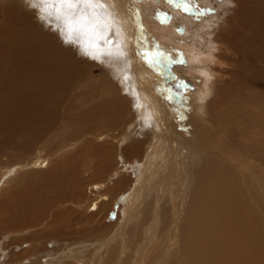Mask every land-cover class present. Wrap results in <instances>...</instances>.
<instances>
[{"label": "bare ground", "instance_id": "6f19581e", "mask_svg": "<svg viewBox=\"0 0 264 264\" xmlns=\"http://www.w3.org/2000/svg\"><path fill=\"white\" fill-rule=\"evenodd\" d=\"M239 2L253 33L240 40L229 27L228 31L224 28L226 25H220L214 40L223 52L222 58L220 55L217 60L213 57L214 47L206 42L201 31L218 27V20L204 22L191 15L194 12L188 7L184 10L177 0H0V94L10 90L7 98L0 102V117L16 123V118L33 123L56 116L68 93L82 86L85 74L93 77L90 60L108 62L107 66L124 87L114 95L113 86L106 85L111 88L109 91L93 78L88 81L90 85L84 86L87 89L81 93L79 101L85 110L71 120L75 138L82 140V145L78 148V144L70 140L76 149L63 164L56 163V177L50 180L55 189L63 186V191H58L61 195L68 192L83 166H93L99 178L88 183L97 194L91 200L82 197L79 205H89L96 211L110 208L108 205L113 201L108 189L110 183L119 188L123 185L125 188L116 196L112 207L116 220L108 225L111 228L105 238L72 242L64 249L51 245L45 253L46 264L58 261V254L60 260L63 257L77 262L66 264H171L172 261H179L177 264H251L259 259L257 253L264 251V238L254 237L245 218H257L254 210H264V182L259 179L262 189L249 197V204L238 191L241 183L244 191L248 194L250 191L242 174L245 167L241 164L248 162L251 168L256 165L252 163L253 158L245 161L235 153L226 157L229 156L226 147L239 146L241 134L253 125L249 106L258 105L261 100L234 92L237 102L244 106L237 109L236 118L232 115L228 119L226 99L214 87L217 78L224 88L229 82L233 85V74L237 72L236 67L241 66L247 78H264L261 51L253 44L255 37L264 35V0ZM164 15L169 16V20H164ZM181 24L188 29L196 28L192 34L187 32L194 36V41L179 33ZM69 34L71 41L67 39ZM237 39L239 46L244 45L242 61L230 51ZM225 55L228 58L222 60ZM249 57L253 60L252 66L248 64ZM225 60L228 62L224 63ZM210 63L227 65L224 70L228 76L211 74L207 69ZM168 72L186 83L190 103L186 104L188 112H182L183 116L191 117L186 128L176 120L174 111L166 103ZM16 83H20V87ZM125 90L126 95L120 94ZM215 96L220 111L214 118L221 137L213 143L225 151L220 150L221 157L206 158L209 138L196 134L191 125L202 122L207 100ZM13 108L18 110V115ZM209 109L214 116L211 106ZM177 112L175 110L176 116ZM258 147L257 141L247 146L249 151L256 152ZM45 163L38 159L32 164L47 167ZM18 169L19 166H12L2 175L0 190ZM125 172L132 174L133 179L125 178ZM30 177L34 181L38 175L33 173ZM45 187L41 192L49 191ZM32 199L29 191L16 189L0 200V238L3 239L0 240V264H9L11 258L21 262L20 257L37 250L31 244L32 235L22 237L24 234L19 231H7L17 228L18 220L33 213L36 205L29 203ZM9 215L11 220L4 219ZM258 221L264 230L263 220L258 218ZM13 235L19 237L10 238ZM161 235L167 239L158 244ZM222 251H244L245 256L241 261L237 256V261L232 262L234 253L228 259L221 257ZM21 264L44 263L41 256Z\"/></svg>", "mask_w": 264, "mask_h": 264}, {"label": "rangeland", "instance_id": "374dc122", "mask_svg": "<svg viewBox=\"0 0 264 264\" xmlns=\"http://www.w3.org/2000/svg\"><path fill=\"white\" fill-rule=\"evenodd\" d=\"M174 2H176V0H174ZM177 3L179 4L181 3L184 10H187L186 7H188V10L191 9V11L194 13H190V14L195 17H198L204 22L210 21L215 18L218 20L219 26L216 28H213L214 29V30L212 29L213 31L212 30L208 31L206 30L207 28H203V30L201 31V35L204 39H206V42H208L210 45L214 47L215 52H213V57H215L217 60H220V55L223 52V50L221 49V46L216 45L217 42L216 40H214L217 37V33L220 29L219 28L220 25L222 26L226 25L224 26L225 29L229 27L228 29H231V33L237 35L240 40H242L241 38L245 36H250L253 30L249 26V23L247 22V19L245 17L246 15H243L244 12L243 13L241 12L242 11L240 9L241 2H239V0H177ZM194 7L197 9L194 10L195 9ZM20 18L22 21H24L23 17L20 16ZM163 19L169 20V16L164 15ZM245 24L248 26L245 27L246 26ZM239 25L246 28V30L243 29V27L241 28V26ZM233 29L237 32L239 31L238 34L234 33ZM182 30H186L185 32L186 34ZM195 30H196L195 27H193L192 29H188V27L183 24H181L180 27H178L179 33L180 34L182 33L181 35L186 38L189 37L190 40L194 39V36L192 35L193 36L192 38L191 34ZM187 32L191 34L188 35ZM204 35L206 36V38ZM260 36L261 35L254 38L253 44L257 46L258 50L261 51L260 55L262 57L263 64L261 63L259 64H261V66L264 69V57H263L264 56L263 55L264 54V51H263L264 50V35L262 36L263 38ZM235 43H236V46L230 51L236 56H238L240 60L242 61L241 53L245 52L242 49L244 45L239 46L238 44L240 43H238V39L235 40ZM225 57L228 58V56L225 55L222 60H224ZM221 58H222V55H221ZM226 62L228 61L225 60L224 63ZM90 63H93V65H91L92 69H90L93 77H90L89 73L88 75L85 74L86 76L84 77V82L81 84L82 86L77 89H73L71 90L70 93H68L69 95H67L64 103L61 105V107H59L60 109L56 116H53V117L49 116L48 118L50 119L37 121L33 123H30L27 120L26 121L19 120L17 118H16V121H17L16 123V122H13V120L12 121L9 120V118L7 119L6 117H0V180L2 178V175L9 168L15 165L19 166L18 171L1 188L0 200L5 198V195L9 194L11 190L12 191H15L16 189L20 191L26 190L32 193V196L34 197V199H32L31 202L29 201V203L35 204L36 206L34 207V210L38 211L37 212V211L32 210L33 213L29 215L27 214V216L24 219L18 220V222L20 223L17 226V228H9L7 230L10 232L19 231L20 233L24 234L22 237H27L31 235L32 237H34V239H31V244L32 246L33 245L36 246L37 250L30 251L27 254V256L20 257L22 261L20 258L18 260L23 263H27L28 259L32 261L36 259V257L37 258L39 257L40 259V257L42 256L43 263L46 264L47 257H45L46 256L45 253L47 254L49 252L51 245L54 246V248L57 247L59 249H64L66 248V246L67 247L69 246L67 244H73L74 242L77 243V242H83V241H88V240L91 241L95 239L105 238L107 236L106 234L110 231V229H108L110 226L108 227V225H110L111 222H114L116 220L117 216H116L115 210L112 209V207H113V203L116 202V196L119 194V192H122V190H124L125 187H123V185H121L119 188L118 186H114V185L112 186L113 184L112 182L110 183L108 189H111L109 194L113 200L108 205V206L111 205L110 208L104 207L105 209L101 208V210L104 209L103 211H100V210L96 211V210H93V207L89 208V205H87L86 207L79 205L80 204L79 199H81L82 197L83 198L87 197V198H90L89 200H91L94 198L95 196L94 194H97L96 189H93V186H91V184L88 183V182L93 183L97 181V179L99 178L98 176L99 174L97 172L95 173L93 166H91L90 168L87 165L83 166L82 172L78 174L76 181L72 180L74 184L70 185L71 188L68 190V192L61 193V195H60V192L63 191L61 190L63 186H60L57 189H55L52 187V184L50 183V180H52L53 177L55 176L54 174L56 172V166H55L56 163L60 161L63 164L65 162V158L72 155L76 149L75 148L76 146L74 145L73 142L70 143V140L73 139V141L78 144V148L82 145L83 141L75 138L76 132H75V129H73L72 127L71 120H73L74 115H77L81 111L85 110V107H82L79 101V98L81 97V93L87 89L84 86L86 84H89L88 81L93 78L99 81L98 84H100L102 87H106L109 91L111 90V88L106 85L109 83L111 86H113L115 90L113 92L114 95H117L120 92V90L124 89L123 85L121 84L120 78L114 72H112V70L107 66L108 62H105L104 60L102 62H96L94 60H90ZM178 64L176 63V65ZM248 64H251V66L253 65V60L250 57H249ZM210 65H208L207 69L209 68L208 71L211 74H219L220 77H222L223 75L228 76L226 75L225 70H224L227 65L223 64V66L222 65L218 66V65H212L211 63ZM233 65L234 67L237 66L236 63H233ZM241 68L243 67L242 66L236 67L237 72H234L233 74V77H234L233 85H231L232 82H229V84L225 87V88H229L228 90L224 88V85L220 84V81L218 80V78L215 80L214 84L216 86L214 85V87L218 88V90L220 91V96L222 95L221 97L223 98L225 97L226 99L224 105L227 107L226 117L228 119L231 118L232 115H234L235 116L234 118H236L237 113L235 114V112L240 110V107L244 106V104L241 105V102L239 103L237 102V97L236 95H234V92H241L243 96H248L250 98L256 97L258 100H261L260 104L254 105L253 103V105L250 104L249 106V109L253 112L252 113L253 125H252V128L248 132L242 133L240 138L238 137L239 140L241 141V143H239V146L238 144H235L234 146H232V148L226 147V153L229 155L226 157H231V153L233 154L235 153L234 154L235 156L240 157L241 155V158H243L244 160L246 159L245 161L253 158L252 163L256 165V167L251 168L247 165L248 162H245V164H241L242 167H245V168H242V174H244L246 177V181L248 182L247 189H249L250 191H249V194L246 191H244L242 183L240 184V189L238 188V191L241 196H243L245 199L247 198L246 200L248 202L250 200L249 197L261 191L259 188H261L262 186L261 184H259L261 181L258 182L259 179L263 180L264 182V165H263L264 164V157H263L264 145H262L264 144V111L262 110L264 108V78L262 79L250 78L249 79L247 78L248 76L245 74V71ZM262 72L264 71L262 70ZM168 76L169 77L166 80V86H168V89L166 90V103L169 107H171V110L174 111L173 115L176 118V120L178 119L177 121L181 125L185 126L186 128V126L189 125L191 122L190 115L183 116L184 111L185 113L188 112L187 108L190 103L189 101L190 96L186 94V91H187V88H185L186 83H184L179 77L173 75L171 72H168ZM251 79H254L255 81H252ZM16 84L18 87H20V83H16ZM221 90L225 92L223 93V91ZM9 93H10V90H6L2 92L0 94V102L6 99ZM125 93H127L126 90L124 92L121 91L120 94L126 95ZM217 101L218 100L216 96L209 97L207 100L208 105L204 107L205 112L203 113V115L209 119H206L204 116H202L205 119L202 118L201 123L197 122L191 125L195 129L194 132L196 134L205 136L206 139L209 138L207 142L208 143L207 149H208L209 155L211 156L207 155L206 158H209V157L211 158L213 155H217V156L220 155L221 157L220 150L222 149L217 148L218 147L217 144L213 143V141L218 142L219 138L221 137V131L218 128L217 122H215V119L218 117L216 112L220 111L218 110L219 108L216 107ZM14 105L15 104L13 103L12 106ZM246 105L247 104H245V106ZM210 106L212 110L211 112L214 113L213 114L214 116L210 115L211 114L210 109H209ZM175 110L178 111L177 116H176ZM14 112L16 113V115H18L17 114L18 110L16 111L14 110ZM21 126L23 127L20 128ZM255 127L257 129H255ZM259 139L263 141H260ZM255 141H257V145L259 146L258 151H257L259 155L257 154L256 151H253V150L249 151L247 148L248 145L255 144ZM69 143L70 145L68 147H65ZM222 151H225V150L223 149ZM241 152L243 154H241ZM222 153L226 154L225 152H222ZM260 154L262 156V159H261ZM38 159H40V161L45 160L46 163H48L47 167H43L42 165L35 166L32 164ZM254 161H257V162L254 163ZM257 166L259 167L257 168ZM250 169H254V170L250 172L249 171ZM33 173L38 175V177L35 178L34 181L30 177V175H32ZM123 175L129 181L133 179V175L132 174L130 175V173L125 172ZM104 178L105 177L103 175L102 180ZM82 182L87 185L86 188L84 187L85 184H83ZM73 185H75V187H73ZM43 186L44 187L47 186L48 187L47 189L49 191L46 190L45 192H41V188ZM59 190L60 192L58 193ZM38 191L40 192L39 194L37 193ZM248 203L250 204V201ZM252 209H255V207L253 208L252 206ZM241 211L243 212V210ZM79 213H80V216H79ZM254 213L258 217L252 218L248 216L245 218L246 220L245 222L247 223L249 229H251L254 237L256 236V237L264 238V230L260 228L259 221H258V218H259L263 220L264 222V210H261V211L254 210ZM104 214H108V215H104ZM113 215L115 216L112 219ZM89 217L91 219L93 217L94 218L91 220ZM4 219L11 220L10 215L5 216ZM98 219L99 220L101 219L100 220L101 223H99ZM96 225L97 226L100 225V226L97 227ZM15 237L16 236L14 235L12 237L10 236V238H15ZM164 238L165 237L161 235L157 243L160 244V242H163L167 239V238L165 239ZM0 240L2 241L3 239L0 238ZM158 244L156 247L157 249H159ZM232 253H234V259L232 260V262L237 261V256H239L240 261L245 256L244 251H222L221 257L225 256L226 258L228 257L232 258ZM15 254L19 255L17 253ZM257 254L259 256V259L257 260L254 259V261L251 264H264V251H262L261 253H257ZM59 256L60 255L58 254L56 257V258H59L58 261L55 260L54 263L52 264H59V263L66 264V263H71V261L72 263H77L75 260H70L68 258L64 259L63 257H62V260H63L62 261L60 260L61 256L60 257ZM16 262H17L16 259L11 258L9 264H15ZM21 262H17L16 264H21ZM177 262L172 261L171 264H177ZM47 264H50V263H47Z\"/></svg>", "mask_w": 264, "mask_h": 264}, {"label": "snow or ice", "instance_id": "6c2138e0", "mask_svg": "<svg viewBox=\"0 0 264 264\" xmlns=\"http://www.w3.org/2000/svg\"><path fill=\"white\" fill-rule=\"evenodd\" d=\"M67 39L70 40V41L72 40L71 34H69V36L67 37ZM85 51H87V50L85 49Z\"/></svg>", "mask_w": 264, "mask_h": 264}]
</instances>
